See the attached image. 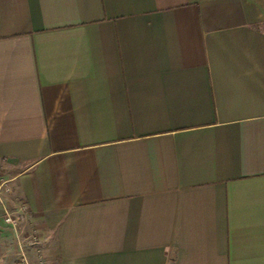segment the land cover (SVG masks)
Instances as JSON below:
<instances>
[{"label": "crops", "instance_id": "0c3cea01", "mask_svg": "<svg viewBox=\"0 0 264 264\" xmlns=\"http://www.w3.org/2000/svg\"><path fill=\"white\" fill-rule=\"evenodd\" d=\"M263 25L264 0H0V264H264Z\"/></svg>", "mask_w": 264, "mask_h": 264}, {"label": "built area", "instance_id": "2783aa9c", "mask_svg": "<svg viewBox=\"0 0 264 264\" xmlns=\"http://www.w3.org/2000/svg\"><path fill=\"white\" fill-rule=\"evenodd\" d=\"M5 189L6 191L10 190V187L5 184V182H0V189ZM25 207L21 206V210H24ZM20 213H14V212H10V211H5L4 212V216H3V221L4 223L10 225L13 229L17 230L18 226H19V220H20ZM32 241L36 242L37 240V236L36 235H32Z\"/></svg>", "mask_w": 264, "mask_h": 264}, {"label": "rangeland", "instance_id": "374dc122", "mask_svg": "<svg viewBox=\"0 0 264 264\" xmlns=\"http://www.w3.org/2000/svg\"><path fill=\"white\" fill-rule=\"evenodd\" d=\"M264 26V25H263ZM23 234H25L26 236H29L30 239L32 238V233L29 234V231L23 230ZM31 241V240H30ZM32 243H34L33 241H31ZM26 243V242H25Z\"/></svg>", "mask_w": 264, "mask_h": 264}]
</instances>
